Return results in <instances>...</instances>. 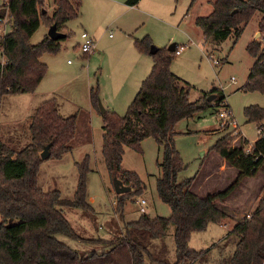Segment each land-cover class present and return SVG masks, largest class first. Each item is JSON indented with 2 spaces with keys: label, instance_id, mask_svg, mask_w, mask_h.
Here are the masks:
<instances>
[{
  "label": "trees",
  "instance_id": "obj_1",
  "mask_svg": "<svg viewBox=\"0 0 264 264\" xmlns=\"http://www.w3.org/2000/svg\"><path fill=\"white\" fill-rule=\"evenodd\" d=\"M140 0H126L129 6ZM195 0H191L190 6ZM44 0H9L0 5V20L8 16L11 29L0 35V104L3 97L33 93L47 72V65L40 58L45 52L57 53L60 41L47 36L37 42H29L30 36L40 24V10ZM47 27L55 24L57 30L77 17L79 0H53ZM262 14L258 27L264 37V0H213L211 11L197 16L194 25L202 31L203 39L220 43L230 34L235 42L244 26L256 12ZM139 51L148 52L152 67L142 80L124 115L98 107L99 90L91 87L89 96L102 118L101 154L109 173L116 166L118 177L126 184L132 183V191L118 194V209L122 211L125 196L140 195L145 188L139 176L121 168L124 147L138 149L148 137L161 147V159L157 162L160 175L156 179V193L165 203L170 214L167 217L140 215L137 220L123 224L112 238L90 239L99 248L78 250L58 238L59 234L77 241L80 238L64 216L63 208L94 213L87 201L86 180L90 172L89 155L75 162L77 182L72 198H62L58 189L43 190L38 184V168L42 159L39 152L49 144L48 158L60 159L72 150L71 141L76 132V114L61 116L55 97L43 100L31 116L28 126L29 142L21 149H14L0 140V264H194L207 261L206 249L195 250L188 242L192 233L205 230L209 223H221L228 215L218 208L216 200L226 198L242 178L252 177L264 167V127L252 144L250 153L240 145L230 144L233 137L227 132L211 146L227 164L237 169V175L224 189L199 196L191 191L194 177L178 181L177 175L186 165L174 142V125L181 119L193 116L199 108L211 107L217 112L225 102L224 93L216 88L202 92L191 101L192 86L170 70L172 50L158 48L149 52L148 35L136 39ZM175 44L173 45V48ZM253 57L243 91L264 92V48L256 40L246 45ZM210 95H215L211 101ZM225 105L228 107L227 103ZM247 121L264 119V108L257 105L245 107ZM174 226V259L168 257V248L162 240L169 225ZM234 238V249L220 264H262L264 261V192L249 217L236 222L226 235ZM226 239V240H227ZM83 242V240L81 241Z\"/></svg>",
  "mask_w": 264,
  "mask_h": 264
},
{
  "label": "rangeland",
  "instance_id": "obj_2",
  "mask_svg": "<svg viewBox=\"0 0 264 264\" xmlns=\"http://www.w3.org/2000/svg\"><path fill=\"white\" fill-rule=\"evenodd\" d=\"M79 1L81 7L78 16L68 20L59 30L68 34L65 40L60 41V50L41 55L40 60L47 65V72L35 95L22 93L3 97L0 104V140L14 149L24 147L30 140L28 126L35 106L47 98L57 99L61 116L76 114V132L70 143L72 150L60 159L51 157L42 160L37 178L43 190L58 189L62 198H72L77 182L75 162L89 155L91 170L87 174L86 190L87 201L94 208V213L63 208L64 216L83 242L62 234L58 238L72 248L90 250L99 248L91 244L90 239H110L124 223L137 220L142 215L136 199H145V214L149 217H167L170 214L169 207L156 193V179L160 175L157 162L161 159L162 149L152 137L143 139L138 149L124 147L121 168L135 172L145 188L140 195L125 196L122 211L117 210L119 197L101 154L102 118L91 102L90 88H98L99 101L105 109H113L122 116L143 79L135 78L136 69L142 67L141 62L145 60L149 68L147 75L152 65L151 55L139 51L134 45L135 40L148 34L151 45L158 48L188 44L189 47L181 54L173 55L170 70L192 86L189 93L191 101L213 88L222 90L240 130L237 135H231L233 140L230 144L238 146L244 137L245 146H249L260 136L259 128L263 129L264 119L260 122L247 121L244 109L250 105L264 108V92L241 89L253 62L246 45L256 40L260 48H264V42L258 27L262 14L258 11L246 23L236 42L233 34L217 45L203 39L200 28L194 25L193 20L197 16L207 15L213 0H195L191 6V0H140V11L138 8L131 10L123 3L125 0H118L125 9L110 8L108 12H103L100 7L107 0ZM2 4L3 0H0ZM54 7L53 0H44L40 10L45 15L39 16L40 24L29 42L37 43L47 34L46 18L51 16ZM117 14L120 16L115 20ZM82 32L94 38L97 47L94 56L101 54V63L98 58L92 60V54L81 52ZM211 58L220 60V64H214ZM0 60L3 58L0 57ZM232 77L235 83L231 82ZM174 130L177 132L174 136L175 146L186 165L178 173V181L194 177L190 189L199 196L215 193L231 183L237 169L211 150L216 140L229 132L219 127L215 109H197L191 118L179 120ZM263 192L264 167L254 176L242 178L226 198L216 200L218 208L229 217L221 223H209L203 231L192 233L189 247L209 251L207 261L194 264H220L222 258L232 253L234 238L231 236L227 239L226 235L236 222L250 216ZM173 231L171 224L163 239H156L166 244L171 260L174 259L175 250Z\"/></svg>",
  "mask_w": 264,
  "mask_h": 264
},
{
  "label": "built area",
  "instance_id": "obj_3",
  "mask_svg": "<svg viewBox=\"0 0 264 264\" xmlns=\"http://www.w3.org/2000/svg\"><path fill=\"white\" fill-rule=\"evenodd\" d=\"M8 1L9 0H3V3L7 4ZM10 29H11V25L9 23L8 16L6 15V16H4V18H2L0 20V35L6 34L7 32L10 31ZM80 38L82 39V42L79 45L81 52L85 53L87 55L92 54L95 51V48H96V44H95L94 38L92 36H90L86 32H82ZM262 41L264 42V37L262 38ZM188 47H189L188 44H184V43L176 44L175 47L172 50L173 55L181 54ZM212 60H213L214 64H216V65L220 64V60H218V59L217 60L212 59ZM1 61H3V60H1ZM231 82L232 83L236 82L234 77L231 78ZM217 116H218V124H219V127L221 129L229 130L231 135H237V133L240 131L238 129V124H237L235 118L233 117L229 107H227L225 105V102H223L221 107L219 108V110L217 112ZM231 127H232V129H231ZM259 132H261V129H259ZM251 148H252V144L249 145V146H245V145L243 146V149H244V151L246 153H250ZM136 202H138L139 205H140L139 206V211L142 214H145V212H146V209H145V206H144L145 199H143V198L136 199ZM262 264H264V261L262 262Z\"/></svg>",
  "mask_w": 264,
  "mask_h": 264
},
{
  "label": "water",
  "instance_id": "obj_4",
  "mask_svg": "<svg viewBox=\"0 0 264 264\" xmlns=\"http://www.w3.org/2000/svg\"><path fill=\"white\" fill-rule=\"evenodd\" d=\"M47 36L49 38H51L52 40L57 41V40L63 39L65 37V33L57 30L55 24H51L48 27ZM173 45L174 44H171L168 47V50H170V51L173 50ZM157 49H158V47L151 45L149 52L151 54H153L157 51ZM214 96L215 95L208 96L207 100L211 101L214 98ZM98 107H99V111L101 113L105 112L106 109L103 107V105L101 104L100 101H98ZM48 155H49V144H46L43 146V149L40 152V158L42 160L47 159ZM110 176H111L112 185L114 187V191H115L116 195L124 194V193L132 191V186H133L132 183L126 184L121 178L118 177L116 166L113 167V170L111 171Z\"/></svg>",
  "mask_w": 264,
  "mask_h": 264
},
{
  "label": "crops",
  "instance_id": "obj_5",
  "mask_svg": "<svg viewBox=\"0 0 264 264\" xmlns=\"http://www.w3.org/2000/svg\"><path fill=\"white\" fill-rule=\"evenodd\" d=\"M126 1V0H125ZM125 1L123 2V3H125ZM122 2L121 1H118V0H107L105 3H103V4H101L100 5V7H101V10H103V12H108L109 10H110V8H111V10H116V9H125V8H123V7H121L122 5ZM126 4V3H125ZM139 4H140V1L136 4V5H133V6H129V5H127L128 7H130V9L131 10H137V8L139 9L138 11H140V8L141 7H139ZM211 6V5H210ZM128 7H126L127 8V10H129L128 9ZM211 11V10H210ZM119 16H120V14H117V15H115V20H117L118 18H119ZM195 19V18H194ZM193 23H194V20H193ZM201 33H202V31H201ZM146 35H148V34H146ZM149 36V35H148ZM203 36V35H202ZM189 39H191L190 37H189ZM205 43V42H204ZM218 44V43H217ZM216 44V45H217ZM176 45V44H175ZM216 46H214V48H215ZM97 48V47H96ZM96 48H95V51H96ZM210 49V48H209ZM213 49V48H212ZM95 51L92 53V56H94L95 55ZM208 51V50H207ZM94 58H98L99 60V63H101V61H102V55L100 54V55H98V56H94V57H92V60H95ZM142 67L141 66H139L138 67V69H136V71H135V78L136 79H141V78H145L147 75H146V73H147V71H148V69L149 68H147V62L145 61V60H143L142 62ZM151 67H152V65H151ZM150 70H151V68H150ZM150 72V71H149ZM146 75V76H145ZM142 79V80H143ZM142 80H141V82H142ZM245 80H246V78H245ZM245 84V83H244ZM37 90V89H36ZM35 92L36 91H34L33 93H30V94H34L35 95ZM43 101V100H42ZM41 101V102H42ZM40 102V103H41ZM39 103V104H40ZM38 104V105H39ZM37 105V106H38ZM37 106H35V107H37ZM113 110V109H112ZM229 217V216H228Z\"/></svg>",
  "mask_w": 264,
  "mask_h": 264
}]
</instances>
